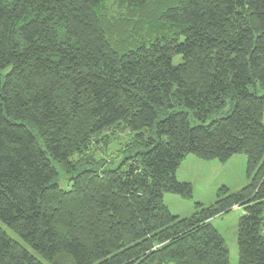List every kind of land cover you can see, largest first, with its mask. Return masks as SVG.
<instances>
[{
	"label": "trees",
	"instance_id": "1",
	"mask_svg": "<svg viewBox=\"0 0 264 264\" xmlns=\"http://www.w3.org/2000/svg\"><path fill=\"white\" fill-rule=\"evenodd\" d=\"M109 1L0 0V221L30 248L0 226V264H231L235 206L264 264V0ZM189 154H245L249 184L175 215Z\"/></svg>",
	"mask_w": 264,
	"mask_h": 264
},
{
	"label": "rangeland",
	"instance_id": "2",
	"mask_svg": "<svg viewBox=\"0 0 264 264\" xmlns=\"http://www.w3.org/2000/svg\"><path fill=\"white\" fill-rule=\"evenodd\" d=\"M109 13L117 14L120 7L117 2L109 1L107 3ZM180 57L174 59L178 63ZM5 74L6 72L1 71ZM264 120V117H263ZM128 132H120L116 139L110 140L108 152H103L102 144H95L94 151L97 155L110 157L114 159V163L110 167H116L124 158L121 150L125 148L129 141ZM177 179L180 182H188L192 185L193 193L191 197H183L175 193H166L164 202L171 212L180 217H189L198 211V204L209 206L217 200L219 189L227 187L230 192L234 193L249 184L247 176V157L245 154H235L228 161L221 162L218 159L204 160L193 154H189L182 161L178 171ZM58 182L63 188L69 186L68 178L60 174ZM244 210L241 206H235L231 210L217 215L211 219L212 224L220 232L226 241V245L230 252L231 264H238V244H237V228L240 217ZM0 226L7 234L15 240H22L3 222ZM26 245L24 242H22ZM27 246V245H26ZM28 249L29 246H27Z\"/></svg>",
	"mask_w": 264,
	"mask_h": 264
}]
</instances>
